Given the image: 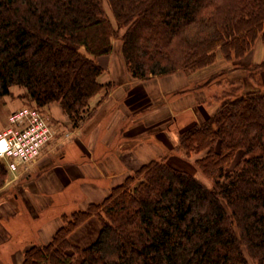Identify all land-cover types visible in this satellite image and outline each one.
Wrapping results in <instances>:
<instances>
[{"label": "trees", "instance_id": "16d2710c", "mask_svg": "<svg viewBox=\"0 0 264 264\" xmlns=\"http://www.w3.org/2000/svg\"><path fill=\"white\" fill-rule=\"evenodd\" d=\"M117 38L138 80L194 73L219 55L236 64L264 43V0H0V101L23 88L36 108L57 104L80 128L106 86L97 59ZM219 103L184 127L175 146L199 156L212 186L151 160L102 203L62 215L48 243L24 251L23 264H264V89ZM7 174L0 161V190ZM92 217L99 234L81 248L69 236ZM8 233L0 225V242Z\"/></svg>", "mask_w": 264, "mask_h": 264}, {"label": "rangeland", "instance_id": "374dc122", "mask_svg": "<svg viewBox=\"0 0 264 264\" xmlns=\"http://www.w3.org/2000/svg\"><path fill=\"white\" fill-rule=\"evenodd\" d=\"M105 7L113 20L109 6ZM97 62L103 68L100 81L106 86L90 102L92 117L75 129L57 104L39 108L49 120L53 138L27 166L14 173L7 168V183L0 190V208L5 206L3 209L13 215L0 214H3L0 225L9 228L8 239L0 242V264H23L24 251L34 244L48 243L61 226L62 215L102 203L111 185L116 184L115 176L125 172L127 176L133 175L151 160L170 161L212 186L213 180L195 165L199 156L188 158L175 147L180 132L212 115L223 96L264 89L261 40L236 64L219 55L213 65L203 70L181 71L149 80L132 77L119 38L114 40L111 54L99 57ZM22 92L23 88L13 87L12 96L0 101V133L8 128L10 114L17 111H12L10 106L36 107ZM52 107L53 110L57 107L64 118L52 115ZM240 157L234 159L231 167ZM47 161L55 165L69 163L70 180H74L71 183L66 180L65 189L57 190L49 201L43 200L44 189L38 196L34 185L40 184L38 177L44 173L41 168ZM124 176L120 177L125 180ZM97 188L109 190L101 198L92 192ZM100 228L98 218L92 217L71 233L69 239L81 248L88 247L97 239Z\"/></svg>", "mask_w": 264, "mask_h": 264}, {"label": "built area", "instance_id": "2783aa9c", "mask_svg": "<svg viewBox=\"0 0 264 264\" xmlns=\"http://www.w3.org/2000/svg\"><path fill=\"white\" fill-rule=\"evenodd\" d=\"M8 122V128L0 133V161L14 173L38 158L53 138V129L36 107L11 113Z\"/></svg>", "mask_w": 264, "mask_h": 264}, {"label": "crops", "instance_id": "0c3cea01", "mask_svg": "<svg viewBox=\"0 0 264 264\" xmlns=\"http://www.w3.org/2000/svg\"><path fill=\"white\" fill-rule=\"evenodd\" d=\"M22 93H25V89H23V92ZM13 94V88L11 89V96ZM10 96V97H11ZM9 96L5 97V98H8ZM4 98V99H5ZM19 106H10V109L13 108L12 111H15V110H18L20 109L21 107L17 108ZM17 108V109H15ZM55 109V107H52V115H54L55 117H63V115L61 114V112L57 109L56 107V110H53ZM59 111V112H58ZM64 118V117H63ZM67 119V118H66ZM75 129H78V128H75ZM80 129V128H79ZM49 161H47L46 165L42 166L41 168V171H44V173L38 177V179L40 180V184H34L35 187H36V191L38 193V196L40 195V190H43V193L47 195L46 199H44V196L43 197V200H48L51 199V197L54 196V193L55 192H58L57 190L59 191H62L65 189V181L68 180L67 182H72L74 180H70V164L68 163H64V164H58V165H55L54 163L52 164H49L48 163ZM142 162V161H141ZM51 163V162H50ZM73 163V162H72ZM119 163V162H118ZM144 164V162H142ZM72 169V168H71ZM122 175H125L124 177L126 178V176L128 175L127 172L125 173H122L121 175L119 176H115L114 180H115V183L116 184H113L111 186H115V185H118L120 183H122V181L124 179H122L120 176ZM69 177V178H68ZM120 177V178H119ZM40 185V186H39ZM110 186V187H111ZM109 188L108 189H104V188H97V189H94L92 190V192L94 191L95 194L97 193L98 196L100 194V197L103 198L106 196L107 192H108ZM100 192V193H99ZM5 203V201H4ZM6 205V204H5ZM2 206V205H1ZM5 207V206H3ZM2 209V211H1ZM1 212H3V208H0V214ZM6 230H9V228L7 227V225L4 226Z\"/></svg>", "mask_w": 264, "mask_h": 264}]
</instances>
